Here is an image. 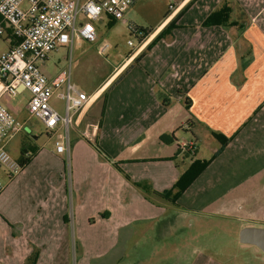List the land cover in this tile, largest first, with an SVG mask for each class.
Returning <instances> with one entry per match:
<instances>
[{
  "label": "crops",
  "instance_id": "1",
  "mask_svg": "<svg viewBox=\"0 0 264 264\" xmlns=\"http://www.w3.org/2000/svg\"><path fill=\"white\" fill-rule=\"evenodd\" d=\"M223 7L228 23L204 26ZM0 39L7 51L10 29ZM138 39L98 85L89 92L78 87L91 102L74 117L69 157L55 149L62 131L43 126L47 140L29 146L35 150L29 165L14 177L4 171L0 199L14 183L28 187L10 197L15 209L10 198L0 200V264H90L121 243L139 251L134 264L146 263L143 247L151 250L147 257L160 250V262L174 264L168 238L176 219L199 226L228 204L237 207L235 216L244 210L264 219V0H178L170 16ZM78 41L84 40L75 38L73 47ZM249 56L250 64L240 63ZM87 123L99 124L95 143L82 137ZM214 134L231 141L222 149ZM209 138L211 157L198 158ZM208 160L175 202L152 193L171 191L173 198L191 165ZM201 254L182 264H218Z\"/></svg>",
  "mask_w": 264,
  "mask_h": 264
},
{
  "label": "built area",
  "instance_id": "2",
  "mask_svg": "<svg viewBox=\"0 0 264 264\" xmlns=\"http://www.w3.org/2000/svg\"><path fill=\"white\" fill-rule=\"evenodd\" d=\"M137 0H0V37L10 29L13 44L0 53V169L14 177L22 166L6 150V143L21 132L25 125L2 103L8 95L17 97L28 92V110L48 133L62 131V140H56V152L70 155V129L75 115L82 112L91 102V97L81 91L72 80L71 63L49 78L38 63H45L49 55L60 48L72 50L75 38L88 43L97 41V33L91 22L106 15L115 21H124L129 8ZM178 0H170L171 11L177 8ZM80 16L86 21L79 22ZM133 36L141 37L142 31L127 21ZM132 44V41H129ZM109 48H99L103 54ZM53 97L64 102V114L52 105ZM99 124L87 123L82 137L95 143ZM191 146V145H190ZM190 148V147H189ZM4 184L0 181V194Z\"/></svg>",
  "mask_w": 264,
  "mask_h": 264
},
{
  "label": "rangeland",
  "instance_id": "3",
  "mask_svg": "<svg viewBox=\"0 0 264 264\" xmlns=\"http://www.w3.org/2000/svg\"><path fill=\"white\" fill-rule=\"evenodd\" d=\"M170 5V0H137L127 11L125 19L135 24L140 31L151 30L171 10ZM81 18L82 16H80ZM122 22H113L106 15H102L101 18L93 22V27L97 31L96 43L78 41L75 42L72 50H69L68 47L60 48L58 51L51 53L45 63H38V67L45 75L49 76L63 69H68L70 62L73 82L78 87L89 92L90 89H93L108 75L115 65H118L124 57L129 55L139 43V39L131 34L128 24L125 23L127 24L125 25ZM129 41H132L134 45H130ZM104 44H108L109 48L103 54L98 53V48ZM6 49L7 45L0 39V53ZM245 59L243 62L240 61V63L248 65L253 60L252 56ZM29 97V93L25 92L17 97L6 95L1 99V103L25 125L23 133L21 132L6 143V150L15 159H18L20 151L23 149H27L29 154H33L34 150L29 146L31 144L41 146L47 140L43 125L33 118L27 109ZM54 106L60 114H64L63 102ZM31 135L37 137V139L32 140L29 137ZM260 138H264L263 133H260ZM213 142V138H209L208 142L201 146L198 158L209 159L211 157L214 148ZM261 147H264L262 142L259 143V148ZM187 156L189 161L194 159L193 155ZM4 173V170L0 169V178L3 183H5L6 177ZM247 173H249V168ZM27 187L25 184L17 187L14 183L13 186L8 187L6 193L4 192L3 199H0L1 202L5 203L7 201L6 198L16 196L17 192L15 191L17 189L20 195L21 188L26 190ZM11 198L9 199L11 203L9 209H15L16 204L15 206L12 205ZM243 206L244 204L241 207ZM236 208V206L228 204L226 208L220 211V214L200 218L199 226L194 227L188 224L187 220L176 219L172 240L168 238L169 247L173 245L172 257L174 258V264H177V262L182 264L187 262L188 259L191 261L192 257L199 252L207 258H212L218 264H261L262 262L259 260L264 259V254L254 246L239 243L238 235L241 227L248 225L262 224V226L257 227L264 228V219H262L263 217L260 219L256 218V216L249 217L244 213V210L241 211L239 216H235ZM209 224L211 225L209 226ZM181 239L184 240L183 243ZM188 241L189 249L184 248L188 245H185ZM157 244L160 246L163 242L157 241ZM132 245V243H129V248L123 250L124 244L121 243L105 257L91 260L90 264H134L135 259H138L135 254L139 251L137 252ZM196 245L200 248H195ZM181 246H183L182 249ZM171 249L170 247L168 254L171 253ZM140 252L144 255L145 264H162V261L160 262L161 258L158 256L161 255L160 250H158V255L153 253L154 255L151 258L147 257V255H150L151 250L143 247Z\"/></svg>",
  "mask_w": 264,
  "mask_h": 264
},
{
  "label": "trees",
  "instance_id": "4",
  "mask_svg": "<svg viewBox=\"0 0 264 264\" xmlns=\"http://www.w3.org/2000/svg\"><path fill=\"white\" fill-rule=\"evenodd\" d=\"M172 13L171 10H169L167 17L170 16ZM229 16H230V10L228 7H223L221 8L219 11L212 13L204 22V26L210 27V26H225L228 21H229ZM180 17L177 16V18ZM112 19V18H111ZM176 20V19H175ZM175 20H173V22H171L168 25V28H172L174 27V22ZM113 22H116L115 20L112 19ZM214 137L221 143L222 145V149L224 147H226L230 141L231 138H227L224 135H220V134H214ZM27 150L23 149L21 151V154L18 158L19 163L21 164L22 168L26 167L27 165H29V163L32 161V158L35 155V150L33 154H29L30 156H26L27 154ZM220 152H217L212 159H215ZM212 160H208V161H195L190 169L188 170V172L182 176L179 181L175 184V188L178 190V192L173 196V198H170L169 195L171 193V191L165 192L163 194H159L156 192H152L153 194L159 195L160 197L166 198L172 202H175L180 195L201 175V173L210 165ZM138 188L142 189L144 192L148 193L151 192L152 190H150L148 187L143 186V185H138L135 184ZM211 222V221H210ZM211 224H209L210 226Z\"/></svg>",
  "mask_w": 264,
  "mask_h": 264
},
{
  "label": "water",
  "instance_id": "5",
  "mask_svg": "<svg viewBox=\"0 0 264 264\" xmlns=\"http://www.w3.org/2000/svg\"><path fill=\"white\" fill-rule=\"evenodd\" d=\"M239 243L254 246L264 254V228L245 226L239 231Z\"/></svg>",
  "mask_w": 264,
  "mask_h": 264
}]
</instances>
